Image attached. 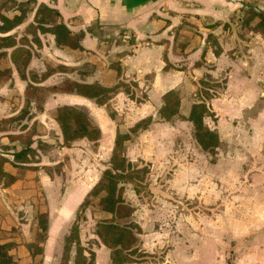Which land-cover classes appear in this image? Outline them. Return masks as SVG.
I'll return each instance as SVG.
<instances>
[{"label":"crops","instance_id":"1","mask_svg":"<svg viewBox=\"0 0 264 264\" xmlns=\"http://www.w3.org/2000/svg\"><path fill=\"white\" fill-rule=\"evenodd\" d=\"M16 1H34L37 6L44 4L57 10L59 20L81 37L82 49L59 47L50 34L40 35L43 44L41 49L36 45H17L9 49L8 56L0 63V70H12V79L0 86V121L17 116L25 106L24 92L29 83L21 78L19 68L22 69L21 62L28 51H31L32 58L26 70L27 75L30 72L41 75L48 68L59 65L76 69L73 73H60L50 77L41 85L44 87L59 85L67 80L111 87L118 81L117 72L111 66L121 62L123 77L127 82L135 81L140 89L148 90L146 99L140 102L141 106L135 114L138 121L152 116V113H147L148 109L158 113L163 105V95L171 90L177 91L181 98L180 118L184 116L188 120L191 107L196 101L186 95V89L194 92L192 84H197L208 73L219 79L229 71L225 93L212 101V107L220 121L230 117L247 119L250 115L247 114L248 110L258 105L260 98L264 101V39L252 30L246 34L245 39H241L236 31L243 19L240 9L244 2L249 3L250 0ZM2 3L3 0H0V4ZM249 4L264 11L262 2ZM5 14L13 15L15 12L8 10ZM32 21L33 17L12 34L17 33L21 37ZM215 23H229L231 27L227 31L223 26L211 28ZM210 34L218 39L223 48L220 57L216 56L214 45L207 42ZM229 40L238 42L237 49L240 50L232 54L227 45ZM204 53L207 66L194 69V64L201 60ZM165 58L172 66L168 70L165 69ZM210 65L215 69L210 71ZM121 94L124 93H119L114 100ZM18 97L23 106L16 104ZM92 101L76 94H53L47 98L41 111L36 110L35 102H32L31 121L38 124V121L42 122L50 114L53 115L51 119H54L56 109L60 106H73L83 110ZM152 103L157 107L152 108ZM97 107L101 110L106 108ZM116 111L119 112L117 107ZM54 122L56 123L55 119ZM169 123L173 122H165ZM42 127H37L38 132ZM99 130L103 132L101 128ZM217 132L222 143L224 137L220 131ZM3 136L0 133V138ZM14 145L17 150L21 149L19 145ZM6 169L17 177V182L9 188L0 186V244L13 245L5 264H61L64 240L75 222L72 219L67 223L66 212L70 211L74 216L77 206L84 200L75 203L72 210L66 209L67 202L64 200L62 207L60 206L63 211H59L58 221L52 223V214L46 207L35 180L40 177L45 191L43 182L47 183L49 178L42 176L40 170H28L26 167L9 169L7 165ZM22 172L33 175L28 178H33V184H27ZM39 213L49 215L48 230L42 242L38 241L39 233H42L36 219ZM81 239L83 242L82 230ZM30 244H35L36 247L30 248ZM39 248L42 251L40 253L37 251ZM103 248L107 249L105 246ZM75 252L74 249L73 258ZM73 258L70 264H73Z\"/></svg>","mask_w":264,"mask_h":264},{"label":"rangeland","instance_id":"2","mask_svg":"<svg viewBox=\"0 0 264 264\" xmlns=\"http://www.w3.org/2000/svg\"><path fill=\"white\" fill-rule=\"evenodd\" d=\"M250 2H262L264 6V0ZM250 31L247 29L246 34ZM237 44L235 40L227 41L232 54L240 50ZM228 72L223 75L226 81ZM192 86L195 91L187 88L186 95L197 102L200 87L198 82ZM225 90H217L218 98ZM135 92L134 100L125 94L114 100L113 108L119 111L115 121L106 108L98 109L95 101L86 104L83 111L103 130L96 143L81 139L70 148L63 147L60 128L51 114L38 124L31 119L14 124L11 132L15 134L24 125L43 126L34 147L39 142L52 145L47 152L40 151L39 163L31 165L43 166L39 170L49 178L43 182L46 192L40 177L35 180L52 214V223L58 221L64 200L66 209L72 210L75 203L86 199L109 167L117 128L128 132L140 122L135 114L148 90L138 86ZM17 103L23 106L19 97ZM152 104V108L157 107ZM155 112L147 110L154 117L152 125H156L138 133L125 147L134 168L147 171L142 193L136 194L132 185H125V197L136 207L132 221L142 228L141 248L149 254L135 264H264V101L260 98L259 104L248 110L247 119H206V124L224 137L214 164L209 160L212 156L196 143L193 125L187 118L181 116L165 124ZM15 151L14 144L4 136L0 138V152ZM14 167L8 165L9 169ZM22 176L28 185L33 184V178L28 179L31 173L22 172ZM100 198H90L81 230L84 245L96 253V264H110V251L96 236L97 223L110 217L100 212ZM71 214L66 212L67 223L76 219V214Z\"/></svg>","mask_w":264,"mask_h":264},{"label":"trees","instance_id":"3","mask_svg":"<svg viewBox=\"0 0 264 264\" xmlns=\"http://www.w3.org/2000/svg\"><path fill=\"white\" fill-rule=\"evenodd\" d=\"M13 11L15 14L7 15L5 12ZM240 12L243 13L242 22L237 26V32L241 39H245L247 29H250L262 36L264 39V11L259 10L254 5L244 2ZM33 17V21L25 28L20 37L17 33L12 34L19 27L24 25ZM60 19L57 10L41 4L36 5L34 1L17 2L16 0H3L0 4V63L8 56V50L17 45L30 46L36 45L41 49L43 44L40 35L50 34L54 36L56 45L72 50L82 49L81 37L73 33L70 28ZM223 26L225 31L229 30V23H215L211 28ZM240 28V29H239ZM207 42L214 45L215 54L220 57L223 48L218 39L210 34ZM32 53L28 51L22 59L19 73L24 81H28V86L24 92L25 106L22 111L14 117L6 118L0 121V133H4L11 144H17L21 149L15 152H0V186L9 188L17 182V177L7 171L6 166L26 167L32 170H39V166H31L39 163L40 151L47 152L52 148L51 144L39 142L37 148L34 147L35 138L39 135L36 124L31 127L24 125L22 131L18 134L12 133L14 124L30 120L32 102H35V108L38 111L43 110L47 98L53 94H76L87 99L95 101L100 107H106L109 117L115 121L118 112L113 108L115 97L119 93H124L131 100L136 99L135 89L138 83L135 81L127 82L123 77V66L121 62L112 64L116 70L118 81L111 87L103 86L99 83L87 84L67 80L62 84L50 87L41 86L46 80L56 74H69L76 71L75 68L59 65L55 68H48V71L38 75L30 72L26 74L27 67L31 61ZM168 70L172 66L165 58ZM207 66L205 53L200 61L196 62L193 68ZM210 71L214 66H208ZM224 78V77H223ZM12 79V70H0V86ZM227 81L222 79L220 82L212 74H205L199 81V101L191 107L188 121L194 128V139L198 146L204 152L212 156L211 163H216L217 151L221 145V138L217 131L212 130L207 124L206 119L212 118L217 121V114L212 107V101L218 97L217 90L226 89ZM163 105L158 110V118L164 122H173L181 115V98L177 91L171 90L162 97ZM209 104V106H208ZM55 121L58 124L61 136L62 146L70 148L73 143L87 139L91 142H98L101 138V131L93 124L87 112L73 106H60L55 112ZM154 117L149 116L141 120L138 124L130 128L128 132H122L117 128L114 140V147L109 161V167L105 169L98 183L87 195L86 199L78 207L76 219L69 233L64 240L63 254L61 264H70L72 252L75 249L73 264H96V253L92 248L86 247L81 239L82 222L86 221L85 211L90 205L91 197H100V212L109 214L110 217L96 225V236L99 242L110 250V264H135L142 259L149 257L141 248L139 236L142 234V228L132 219L136 213V207L129 203L125 197V185L133 186L136 194L142 193L146 185V170H137L125 154L126 144L133 140L143 130L148 129L153 123ZM50 170L49 167H45ZM38 225L41 227L40 239H45L49 215L48 213H39L36 217ZM13 245L0 244V264H5L9 256V251ZM30 248L36 247L30 244ZM38 253L42 252L37 249Z\"/></svg>","mask_w":264,"mask_h":264},{"label":"water","instance_id":"4","mask_svg":"<svg viewBox=\"0 0 264 264\" xmlns=\"http://www.w3.org/2000/svg\"><path fill=\"white\" fill-rule=\"evenodd\" d=\"M208 106H209V104H208Z\"/></svg>","mask_w":264,"mask_h":264}]
</instances>
